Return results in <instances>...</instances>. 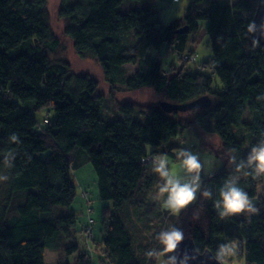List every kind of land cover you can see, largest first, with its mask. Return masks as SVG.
Here are the masks:
<instances>
[{
	"label": "trees",
	"instance_id": "16d2710c",
	"mask_svg": "<svg viewBox=\"0 0 264 264\" xmlns=\"http://www.w3.org/2000/svg\"><path fill=\"white\" fill-rule=\"evenodd\" d=\"M133 1L137 6L125 0H61L58 8L63 35L77 56L102 68L107 96L98 79L76 73L63 57L50 0H0V172L6 170L10 189L0 220V264H53L46 262L47 248L68 255L82 250L78 237L87 226L80 229L78 214L66 212L77 198L72 154L80 148L97 174L100 199L112 202L104 210L102 238L94 240L101 264H160L146 252L160 247L155 237L170 224L202 252L216 255L220 244L231 243L235 252L223 264L233 259L264 264V175H240L238 182L258 213L222 219L215 207L224 182L236 174L231 157L246 159L264 139V99H258L264 97V46L254 44L247 31L259 0H190L185 16L168 24L148 0ZM203 21L213 56L201 66L220 78L222 92L214 91L213 76L190 73L186 65L169 75L149 52L168 44L182 59L194 57L189 44ZM128 64L139 65L130 78ZM146 89L159 101L139 104L117 96ZM203 96L212 98V107L169 114L161 106ZM108 97L115 100L114 113L104 116L102 101ZM44 108L55 110V120H37ZM137 111L148 119H135ZM186 130L195 133L201 148L214 140L222 165L202 176L201 191H210L211 199L199 194L176 215L163 209L162 181L146 174L151 165L142 160L158 153L178 160L175 151ZM12 134L18 143L10 142ZM9 152L15 157L11 167L4 163ZM89 253L78 259L89 264Z\"/></svg>",
	"mask_w": 264,
	"mask_h": 264
},
{
	"label": "rangeland",
	"instance_id": "374dc122",
	"mask_svg": "<svg viewBox=\"0 0 264 264\" xmlns=\"http://www.w3.org/2000/svg\"><path fill=\"white\" fill-rule=\"evenodd\" d=\"M79 0H71L75 2ZM127 4L131 6H137L139 2L133 0H125ZM151 4L155 5L162 14L163 20L165 23H170L171 21L183 18L186 14V8L188 7L190 0H148ZM61 0H50V13L52 26L56 34H58L63 41L62 55L67 58L70 63L73 65V69L76 73H87L99 80L105 94L109 96L110 85L106 83L103 77L102 68L92 59H81L77 56L74 51L73 43L63 35L64 24L58 18V8L60 6ZM208 22H201V30L197 35L191 36V42L189 44V49L195 52L194 58L197 59L196 62L188 61L181 58V56L176 53L173 48H169V45L166 44L161 49H152L150 54L158 56L161 60L163 67L169 75H173L184 65H186V70L190 73H203L209 76L214 77L213 89L216 92H222L223 83L220 78L214 74L212 69H205L201 66L203 62L208 61L213 56V50L209 43V36L207 34ZM188 63V64H186ZM125 73L128 78L133 77L139 70V65L128 64L124 66ZM117 86H121L117 84ZM117 96L122 100H128L139 104H149L151 102L159 101V96L152 90L146 89L130 93H118ZM115 100L112 97H108L102 101V106L106 105V110L104 109V116L112 115L114 113L113 106ZM35 117L40 122H44L46 118L55 120L56 112L52 108H44L41 112L36 113ZM134 118L141 121H146L148 116L146 113L136 112ZM245 121L250 122L251 116L249 110L245 115ZM183 146L176 149V153L180 149H185L196 153L200 157V162L202 164V173L205 177H208L211 173L215 172L222 165L214 153L217 150L216 142L208 141L209 148H201L199 140L197 139L195 133L191 130L185 131V140L182 141ZM149 151L152 152V147H149ZM245 152H248V147H245ZM158 156H166L168 160L169 169L174 173L178 178L184 179L186 172L182 167V164L179 160H176L165 154H157ZM73 162L77 165V168L73 171L74 181L77 188V198L73 205L67 209V213L76 212L79 218V228L84 229L86 226L91 224L94 228V234L96 239H100L102 233L104 232L105 227V215L104 210L106 207L112 206L110 201H102L99 198L98 194V183H97V174L93 168V165L87 160L88 152L85 149H79L72 154ZM146 174H152L151 168L147 169ZM0 175L7 176L6 170H2ZM202 180V178H201ZM84 192H87L84 195ZM260 193L264 194V185L260 189ZM197 194V199L193 201L190 205H194L199 198ZM10 195V189L8 184V179L0 181V220L2 218L3 212L8 205V199ZM88 195L89 200L85 198ZM85 196V197H84ZM89 201V202H88ZM189 205V206H190ZM188 207V206H187ZM163 209L170 211L163 206ZM59 213H65L63 208H58L56 210ZM182 211V210H181ZM180 211V212H181ZM180 212L176 213L178 215ZM169 225L168 228L171 227ZM78 242L81 244L82 250L80 252L68 255L63 252H55L50 248L46 249V262L47 263H58V262H67L70 264H85L83 261H80L78 258L84 252H90V258L88 259L89 264H101L99 260V251L95 250V242L92 241L90 247H88V237L86 233H81L78 237ZM86 250V251H85ZM163 258H161L160 264L163 263ZM224 264H245L244 260L233 259L232 262H225Z\"/></svg>",
	"mask_w": 264,
	"mask_h": 264
},
{
	"label": "clouds",
	"instance_id": "9594fccd",
	"mask_svg": "<svg viewBox=\"0 0 264 264\" xmlns=\"http://www.w3.org/2000/svg\"><path fill=\"white\" fill-rule=\"evenodd\" d=\"M259 29L264 30V25H260ZM247 31L255 34L258 31L257 24L254 21L250 22ZM258 42L259 40L253 41L254 44ZM258 99H264V97ZM9 139L11 143L19 142L16 134H12ZM14 158L13 153L9 152L4 159L5 165L11 167ZM177 159L186 172L183 180L170 171L166 156L153 157L151 165L152 172L157 174L162 181L159 185V193L166 195L163 206L173 214L180 212L195 201L198 193L205 199L212 197L210 191L206 189L201 191L202 164L199 155L189 150L180 149L177 152ZM231 163L235 165L236 174L230 176L220 189V199L215 202V207L220 210L219 216L223 219L243 213H258L259 209L254 207L247 192L238 187V182L240 175H264V139L251 148L246 159L237 162L235 157H231ZM7 179V176L0 175V181ZM155 239L160 247L148 250L146 256L149 258H154L159 262L164 257L163 264H190V261L197 258L187 252L183 256L176 254L185 239V233L181 228L172 226L162 230ZM234 252L235 249L231 243H222L218 246L214 259L222 262L226 256L233 255Z\"/></svg>",
	"mask_w": 264,
	"mask_h": 264
},
{
	"label": "water",
	"instance_id": "95a60500",
	"mask_svg": "<svg viewBox=\"0 0 264 264\" xmlns=\"http://www.w3.org/2000/svg\"><path fill=\"white\" fill-rule=\"evenodd\" d=\"M253 21L257 24L258 31L255 34H251V41L253 42L254 40H259V42L264 46V30L259 29L260 25H264V0L258 1V7ZM212 105L213 100L210 96H203L187 104H175L167 101L161 102V106L169 114L178 111L186 112L196 109H208L212 107ZM185 252L189 255L197 256L195 260L190 261V264H223V262H219L214 259L215 255L210 249L203 252L199 251L195 240L191 237H185L176 254L183 256Z\"/></svg>",
	"mask_w": 264,
	"mask_h": 264
},
{
	"label": "built area",
	"instance_id": "2783aa9c",
	"mask_svg": "<svg viewBox=\"0 0 264 264\" xmlns=\"http://www.w3.org/2000/svg\"><path fill=\"white\" fill-rule=\"evenodd\" d=\"M184 60L186 61H189V60H192V61H195L196 60V58H194V57H188V56H186L185 58H184ZM48 122V120H46V123ZM156 155H150V156H147V157H144L143 158V160H142V164H143V166H145V167H147V166H150V165H152V159H153V157H155ZM200 158V157H199ZM202 176H203V173L201 172V178H202ZM93 221H91V224H89L88 226H87V230H86V234H87V237H88V247H90V244H91V242L92 241H94L95 240V234H94V228H93V223H92ZM90 248H92V247H90Z\"/></svg>",
	"mask_w": 264,
	"mask_h": 264
},
{
	"label": "crops",
	"instance_id": "0c3cea01",
	"mask_svg": "<svg viewBox=\"0 0 264 264\" xmlns=\"http://www.w3.org/2000/svg\"><path fill=\"white\" fill-rule=\"evenodd\" d=\"M184 139H185V133H184ZM182 146H183V142H182ZM153 150V149H152ZM148 151H149V147H148ZM150 152V151H149ZM99 191V190H98ZM87 192H84V195L86 194ZM98 194H99V192H98ZM85 197V196H84ZM90 197V196H89ZM89 197H88V195L85 197V198H87L88 200H89ZM100 198V197H99ZM89 202V201H88ZM102 235H103V233H102ZM102 235H101V238H102ZM100 238V239H101ZM99 239V240H100ZM45 257H46V254H45Z\"/></svg>",
	"mask_w": 264,
	"mask_h": 264
}]
</instances>
